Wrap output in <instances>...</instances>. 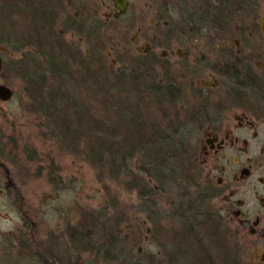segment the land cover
I'll return each mask as SVG.
<instances>
[{
  "label": "flooded vegetation",
  "instance_id": "af4514ba",
  "mask_svg": "<svg viewBox=\"0 0 264 264\" xmlns=\"http://www.w3.org/2000/svg\"><path fill=\"white\" fill-rule=\"evenodd\" d=\"M61 1L54 43H93L90 64L99 43L128 58L145 43L136 59L157 65L155 92L173 113L165 126L184 145L192 191L210 197L214 233L237 264H264V0ZM3 170L0 154V187Z\"/></svg>",
  "mask_w": 264,
  "mask_h": 264
},
{
  "label": "rangeland",
  "instance_id": "374dc122",
  "mask_svg": "<svg viewBox=\"0 0 264 264\" xmlns=\"http://www.w3.org/2000/svg\"><path fill=\"white\" fill-rule=\"evenodd\" d=\"M55 29L58 31L61 25ZM73 44L84 54L93 45ZM116 44L99 43L100 60L91 64L90 81L78 88H67L66 93L94 117L111 100L110 118L114 125H120V131L127 130L131 110L140 117L143 110L148 133L156 126L166 127L164 120L171 117L172 111L167 108L168 102L161 103L158 98L162 96L154 92L157 65L148 68L142 56L139 57L142 60L136 59L139 56L136 50L145 43L129 45L132 58L122 54ZM122 45L120 50L124 52L126 44ZM112 46L116 47V53L109 55ZM26 53V49L16 52L8 49L1 56L12 64ZM114 58L116 63L112 64ZM4 69L2 66L0 83L12 88L14 95L8 101L0 99V154L4 162L0 187V264H119L120 260L104 258L98 248L84 251L83 240L75 244L70 231H66L67 226L87 220L96 227L92 241L96 245L105 243L110 217L125 237L119 241L123 253H138L144 258L156 255V259H162L163 245H168L171 235L183 229L184 222L172 216L176 208L170 205L176 190L159 192L156 197L159 204L149 208L145 200L141 201L137 189L132 188L133 178L128 184L122 177L102 179L99 169L81 153V147L67 146L58 129L39 112L37 98L31 95L23 77L13 67ZM98 80L105 82V91L96 88ZM195 145L202 152L203 142ZM141 158L137 155L133 159L135 173L142 165ZM181 172L180 169L174 172L172 184L182 179ZM149 181L158 189L154 181ZM188 189L192 191L193 187ZM203 236L205 240L210 237L206 230ZM228 245L231 249L233 243ZM214 250H218L217 245Z\"/></svg>",
  "mask_w": 264,
  "mask_h": 264
},
{
  "label": "trees",
  "instance_id": "16d2710c",
  "mask_svg": "<svg viewBox=\"0 0 264 264\" xmlns=\"http://www.w3.org/2000/svg\"><path fill=\"white\" fill-rule=\"evenodd\" d=\"M61 7V0H0V46L15 52L27 50L19 62L3 61L4 70L13 67L23 77L31 95L37 98L39 112L58 129V135L67 146L78 144L81 147V153L99 169L102 179L122 177L128 184L133 178L132 188L137 189L141 201L145 200L149 208L159 204L156 201L159 192L175 189L177 193L170 200V205L176 208L172 216L184 222L181 233H174L170 243L163 245L162 259H156V255L144 258L138 253H123L119 241L125 237L120 235L111 217V227L104 233L105 243L96 245L92 241L96 227L87 220L80 222V233L77 229L70 231L71 240L75 244L83 240L84 251L98 248L104 258L120 260L119 264H237L232 250L214 233L216 220L208 206L209 195L201 189L196 192L188 189L190 174L182 170L187 157L184 145L172 141V124L167 128L156 126L148 133L143 110H140L141 117L131 110V115H127L128 128L123 132L118 123L114 125L111 121V100H107L101 114L94 117L83 104L74 103L68 96L67 88H78L90 81L93 68L87 56L70 43H54L58 40L55 27ZM72 63L76 68H72ZM49 80L53 82L48 83ZM95 82L98 90L105 91L103 80ZM137 155L143 162L135 173L132 162ZM179 169L183 177L172 184L174 172ZM149 180L154 181L158 189ZM204 230L210 235L206 240ZM216 245L217 251L214 250Z\"/></svg>",
  "mask_w": 264,
  "mask_h": 264
},
{
  "label": "water",
  "instance_id": "95a60500",
  "mask_svg": "<svg viewBox=\"0 0 264 264\" xmlns=\"http://www.w3.org/2000/svg\"><path fill=\"white\" fill-rule=\"evenodd\" d=\"M8 51V48L5 46H0V73L3 66V58L1 56L2 52ZM14 95V91L8 85L0 83V99L2 101L10 100Z\"/></svg>",
  "mask_w": 264,
  "mask_h": 264
}]
</instances>
